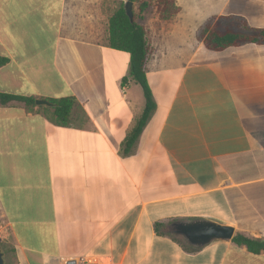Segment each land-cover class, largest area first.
<instances>
[{
  "label": "crops",
  "instance_id": "0c3cea01",
  "mask_svg": "<svg viewBox=\"0 0 264 264\" xmlns=\"http://www.w3.org/2000/svg\"><path fill=\"white\" fill-rule=\"evenodd\" d=\"M196 1L198 25L176 0L172 21L145 26L156 109L125 154L145 106L129 54L107 45L125 0H0V93L34 100L0 105V240L15 264H264L232 240L194 250L169 233L206 220L264 241V44L196 39L212 17L264 29V0ZM64 98L65 125L35 104Z\"/></svg>",
  "mask_w": 264,
  "mask_h": 264
},
{
  "label": "trees",
  "instance_id": "16d2710c",
  "mask_svg": "<svg viewBox=\"0 0 264 264\" xmlns=\"http://www.w3.org/2000/svg\"><path fill=\"white\" fill-rule=\"evenodd\" d=\"M126 1L135 4V8L133 6L132 20L129 19L124 10ZM125 2L120 4L108 21L107 45L111 49L129 54V77L141 87L145 100L143 112L124 142V153L128 154L140 136L149 117L156 109L145 71L149 52V31L140 24V21L144 20V15L149 9H153L158 21L162 23L170 22L180 13L181 8L176 4V0H125ZM196 39L202 42L203 47L207 51L220 52L228 48L244 45H263L264 29L253 28L241 18L212 17L199 28ZM7 62V58L0 57V68L6 65ZM14 102L24 103L27 107L34 105V100L31 98L0 93V105ZM51 103L55 106V115L59 123L62 125L67 124L75 105V100L73 98H64L51 100ZM232 242L237 246L246 247L247 251L254 255L264 252V241L262 240H255L237 234L233 237ZM4 253L6 264H8L6 259L7 251L5 249Z\"/></svg>",
  "mask_w": 264,
  "mask_h": 264
},
{
  "label": "water",
  "instance_id": "95a60500",
  "mask_svg": "<svg viewBox=\"0 0 264 264\" xmlns=\"http://www.w3.org/2000/svg\"><path fill=\"white\" fill-rule=\"evenodd\" d=\"M133 3L126 1L124 10L130 20L133 18ZM37 106L51 107L53 104L48 100H35ZM169 232L176 238L184 241L186 245L194 250H200L214 242H228L235 236V231L230 226L221 225L206 220H196L190 223H176L171 225ZM0 264H6L5 253L0 243Z\"/></svg>",
  "mask_w": 264,
  "mask_h": 264
},
{
  "label": "rangeland",
  "instance_id": "374dc122",
  "mask_svg": "<svg viewBox=\"0 0 264 264\" xmlns=\"http://www.w3.org/2000/svg\"><path fill=\"white\" fill-rule=\"evenodd\" d=\"M181 3L184 5V13L181 16V21L184 23L187 22L188 25H198L201 17L204 15V13L207 10V6L202 3L198 4L196 0H179ZM135 8V4L133 5ZM156 18V15L153 11V9H149L148 12L144 15V20L140 21V24L143 26L149 27L152 23V19ZM225 23V22H224ZM184 39V36L179 35H174L169 38V40L178 42ZM178 46L177 45H166L167 50H177ZM0 243L2 245V248H4L7 251L6 259L8 264H15L14 256H13V251H12V242H11V237L7 236L4 237L2 240H0ZM3 249V250H4Z\"/></svg>",
  "mask_w": 264,
  "mask_h": 264
},
{
  "label": "built area",
  "instance_id": "2783aa9c",
  "mask_svg": "<svg viewBox=\"0 0 264 264\" xmlns=\"http://www.w3.org/2000/svg\"><path fill=\"white\" fill-rule=\"evenodd\" d=\"M65 264H96V263H94L93 260H90V261L72 260V261L67 262Z\"/></svg>",
  "mask_w": 264,
  "mask_h": 264
}]
</instances>
